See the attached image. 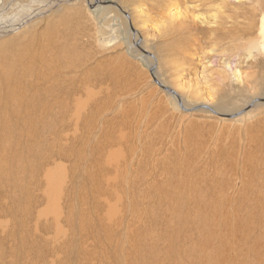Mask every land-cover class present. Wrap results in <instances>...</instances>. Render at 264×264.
<instances>
[{"label":"rangeland","instance_id":"1","mask_svg":"<svg viewBox=\"0 0 264 264\" xmlns=\"http://www.w3.org/2000/svg\"><path fill=\"white\" fill-rule=\"evenodd\" d=\"M48 29L83 67L29 139L25 243L0 188L1 264H196L264 201V0H0V54Z\"/></svg>","mask_w":264,"mask_h":264},{"label":"bare ground","instance_id":"2","mask_svg":"<svg viewBox=\"0 0 264 264\" xmlns=\"http://www.w3.org/2000/svg\"><path fill=\"white\" fill-rule=\"evenodd\" d=\"M55 32L53 29H48L41 36L33 37L31 38L32 41L23 43L15 49L13 54L12 52L7 53V55L0 54V175L6 173L10 168H12L13 173L12 180L0 176V188L6 184L8 188L13 186L16 189L13 190L14 194L17 190L21 193L14 195L15 207L11 210L17 217H23L21 220L18 218L14 232L15 235H18L17 238L21 243H25L24 239L17 232H19L18 229L20 228H26V218L31 215L29 211L30 204L27 203V200L31 203L34 198L30 185L43 168V159H39L42 145L40 142L37 144L30 143L29 139L35 140L40 128L51 124L50 120L53 117L49 118L50 120H48V116L41 118V113L43 111L48 113L49 110L46 111L44 107H47L56 99L54 97L51 102L48 98L49 95L54 94L53 92L59 89L63 93L62 84L55 77L62 74L63 67H67L66 69L68 70L65 69V71L79 67L74 62V51L69 48L68 43L59 42V38L56 36H59V34L57 32L53 35ZM81 64L83 63L81 62ZM76 69L78 70V68ZM53 78L54 80H52ZM57 102L56 99L54 103L57 104ZM63 102L66 104V100L64 101L63 99ZM51 106L54 105L52 104ZM34 153L36 155L33 156ZM29 155L37 158L39 167L34 163H29L33 159ZM34 170L33 175L29 176L27 174V172ZM31 177L33 178L32 180H30ZM24 182L27 183L22 185ZM53 183L49 182V184ZM88 185L89 187L84 186L86 193H94L95 189L93 186L91 184ZM78 189H75V191ZM7 191L6 193H8ZM83 194L79 192L78 197L80 198ZM236 211H241V207L238 206ZM236 211H233L232 216L228 219L217 220L216 224H218L219 232L216 235V249L210 252L204 251L201 257L196 259V264H264V201H254L250 210L248 212L245 211L243 215H238ZM75 212L79 214L77 209H72V213L74 214ZM85 219H87L86 215L80 214V223ZM71 222L74 224L73 219ZM212 225L215 226V223L213 222ZM4 238L0 237V239ZM199 239L203 241L202 237ZM2 242L0 240L1 244ZM21 253L23 254L19 255V259L26 261L25 251ZM1 262L0 255V264ZM176 264L190 263L188 260H180Z\"/></svg>","mask_w":264,"mask_h":264}]
</instances>
